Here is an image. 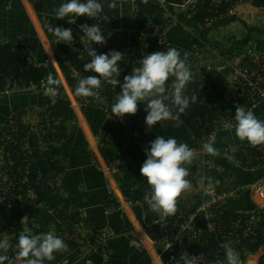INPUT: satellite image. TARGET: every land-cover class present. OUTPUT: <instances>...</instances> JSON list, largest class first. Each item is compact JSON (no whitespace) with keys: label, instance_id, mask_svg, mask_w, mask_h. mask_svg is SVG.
<instances>
[{"label":"crops","instance_id":"0c3cea01","mask_svg":"<svg viewBox=\"0 0 264 264\" xmlns=\"http://www.w3.org/2000/svg\"><path fill=\"white\" fill-rule=\"evenodd\" d=\"M117 1L120 19L111 30L134 32L139 25L133 12V0H122V6H120V0ZM246 1L234 5L233 13L227 12L210 20L204 26L191 21V16L187 11L188 7L182 8L163 2L159 3L160 9L151 19V22L162 30L163 34L160 36L168 48H176L182 56L185 52L188 53L187 64L192 77H200L209 98L215 101L216 105L228 102L232 70L238 64L239 55L259 48L258 45L264 42V9L255 8L249 1ZM60 3L61 0H0V42L22 44L28 49L36 64H47L46 48H49L51 39L54 37L48 31L50 24L54 27L71 28L75 39L76 33L83 35L80 26L87 18L78 17L71 25L66 22L67 17L55 19L52 9L58 8ZM194 46L196 53L193 51ZM123 64L119 65L121 72H131L132 68L140 66L139 62L132 65ZM129 67L131 70H128ZM47 86L48 84L42 89L15 91L8 96L0 95V166L6 157L3 153V136L10 131V115L14 112H21L24 115V124L33 125L39 111H42L44 115L47 106L54 101L51 96L45 94ZM262 89L264 91V83ZM95 108L93 104L84 106L80 113L82 117L76 116V120L69 125L66 141L53 149L54 157L59 162L58 167L62 170L54 185L62 197L68 201L69 212L81 220L78 229H73L72 232L77 235L90 234L91 236L92 231L109 230L111 238L108 240L105 252L96 248L92 253H87L86 248L67 238L62 223L57 221L51 212L37 205L33 193L31 194L32 202L25 209V216L18 226L27 229L28 226L38 227L41 222H46L47 232H54L64 240L68 251L57 253L55 260L46 261L45 264H64L65 261L67 264H153L152 253L150 254L144 240L147 243L145 230L150 223L157 220V214L145 205H133L127 211L115 195L111 183L113 178L112 176L111 180L108 178L100 164V155L96 150L91 149L88 137L92 134L94 138H97L100 136L99 133L105 129L114 137L118 133V124L110 121L104 110L102 113L101 110ZM30 110L35 111L36 114H28ZM251 110L257 118L264 120V100ZM213 136L216 151L252 147L235 136L234 127L218 129ZM131 137L124 136L123 140L129 138L130 145L134 148L146 146L154 140L152 137L144 140ZM24 151L29 161L23 182L33 188L42 181L47 163L46 155L40 148V137L33 133L27 134ZM196 153L193 165L204 163L225 169L232 176L228 180L230 183L246 188L230 203L229 208L245 210L254 206L252 195L247 188L264 179V165L255 168H241L227 159L208 154L203 147ZM140 158L141 154H138L132 164L137 163ZM110 165L111 163L105 166L109 172L115 169ZM119 169H115L118 174ZM1 177H3L2 180H7L5 176ZM8 182L13 184L12 180ZM113 182L116 185L114 180ZM5 187L0 183V195L5 192ZM1 201L0 196V203ZM16 202L19 203L21 200L17 198ZM113 204H118V207ZM262 226H264V218L258 222L257 228ZM7 234L10 235L9 241L12 240L13 231L10 230ZM140 238L144 243L139 242ZM260 250L261 254H259ZM260 250L253 257L257 259L258 264H261L263 255V249Z\"/></svg>","mask_w":264,"mask_h":264},{"label":"trees","instance_id":"16d2710c","mask_svg":"<svg viewBox=\"0 0 264 264\" xmlns=\"http://www.w3.org/2000/svg\"><path fill=\"white\" fill-rule=\"evenodd\" d=\"M160 1L168 5L181 6L184 4L185 0H148L145 4L143 0L139 1L136 5L138 7L137 17L138 24L139 20L142 19L145 22H151V19L160 9ZM253 7L258 9H264V0H247ZM103 4V11L94 19L86 18L82 25L91 26L96 24L100 27L103 32L111 30L119 23L120 11L119 5L113 10L109 9L108 4L111 0H100ZM118 2V1H117ZM238 0H220L219 8L214 11V4L212 0H198V3L193 11H188V15L191 16V21L199 26L206 25L210 20L218 18L225 14L227 10L236 5ZM191 14V15H190ZM154 26H156L155 23ZM53 26V24H52ZM157 27V26H156ZM141 28L137 27L134 32H124L120 38L116 37L107 43L105 47L99 46L94 47L97 54L108 53L109 51H121L125 53L126 57L122 61L123 63H128L130 65L138 63L146 54H150L155 51H166L163 47L157 45L156 36L152 41L143 40L141 36ZM162 30L158 29L157 35H161ZM79 34H75V41L73 44L58 43L53 51V57L56 62L58 71L60 72L66 86L71 91L72 96H74L75 102L80 104L87 101L93 103V98H81L75 95V88L77 86L78 80L81 77H87L91 75H96L92 72H85L83 70L84 63L90 62L87 53L83 50V45L80 43ZM264 45V42L258 46ZM149 47L150 51L147 52L146 48ZM84 56V60L80 57ZM35 64L33 57L30 55L28 49L22 44H16L13 42L1 43L0 42V80L7 79L16 84V87L21 89H29L30 87H40L42 84L47 83V78L49 74H52L54 79H56L59 84L57 85L59 94L55 96L54 101L47 106L42 117V124L48 126V135L45 138L44 153L46 155V168L43 171V178L40 183L31 188L29 184L23 182L24 172L29 161L28 155L24 149L22 150V145L24 140H19L20 137L26 136L29 131L23 126H19L20 132L16 133L12 140L16 141L14 146H9L3 139V150L6 155L4 157V163L0 166V183L4 184L5 192L1 193V203H0V233H7L10 230L13 231V238L9 241L10 249L7 255L12 258L13 264H19V260L15 257V245L17 243L18 235L24 229L18 224L23 220L25 216V209L31 204V194L35 196V202L41 208L49 211L53 214L54 218L61 222L63 231L65 233H71L73 229H78L81 220L75 216V214L69 212L68 201L62 197V195L57 190L54 185L55 180L60 176L62 170L58 167V160L54 157L53 149L55 146L62 145L69 132V125L76 120V116L71 109V104L62 96L63 85L59 80L58 73L54 65L50 62L48 66H40L36 68L33 66ZM131 74L130 71L121 72L118 79L121 84L123 83V78L125 75ZM171 84V81H169ZM120 85L112 86L104 84L99 90L102 96L105 98L107 106L103 110H108L111 112V106L116 102V98L119 95L117 88ZM196 94L198 100L195 104H190L189 108L184 114H181L180 119L182 122L167 120L162 121L160 125L153 127L151 131L146 130L145 117L147 112L145 111L144 104H138V111L134 115H126L123 118L125 126L121 122L118 124V133L116 136L112 137L107 129L100 132L99 145L97 151L99 155L108 162L106 165L113 163L115 154L117 152H123V157L121 158L120 173L121 178L117 183V190L120 196L130 203L131 206L135 205H145L144 200L145 191L147 189V184L144 178L140 174V168L142 163L146 158L143 151L144 145L134 148L130 145L128 140H123L124 136L131 137V133L128 131L129 124L127 118L131 119V126L138 129L140 132L145 131L148 137L155 139L156 136H163L165 138L174 137L178 142H185L189 147L197 150V144L200 141H205L208 134L210 133V127L214 121L234 118L236 105H231L229 103H221L216 105L215 101L209 98L206 87L202 84L200 77H192V81L187 86L186 94ZM217 101V100H216ZM165 103L169 104L175 112V106L171 104L170 100H166ZM252 106H248V109H252ZM113 120L116 119L113 117ZM44 132V127H43ZM146 136H141V140L148 138ZM43 141L44 136L41 135ZM50 141V142H49ZM131 141V140H130ZM48 148V150H47ZM141 154V158L137 163H133L137 155ZM236 159L238 161L237 165L241 168H255L262 166L261 155L259 152L255 151L250 147L239 148L236 151ZM215 166V165H214ZM204 168H208V164H203ZM216 167V166H215ZM119 168V167H118ZM111 169V168H110ZM109 169V170H110ZM216 169H219L216 167ZM112 170V169H111ZM207 179L209 181L211 177L215 178V181H219L222 185L229 184L228 180L232 177L228 171L223 169V175L214 171L212 174L207 173L205 169ZM210 174V175H209ZM1 176H5L7 180L13 181V188H10L8 183L3 182ZM229 176L227 182H223L226 177ZM201 179L198 174L196 166L191 165L190 175L187 179L192 182L197 179ZM226 183V184H225ZM198 194L193 195L189 206L194 208L199 204ZM114 197V196H113ZM19 198L21 202H16ZM118 207V204H113ZM187 204L182 201L181 198L178 200L177 212L180 210L187 211ZM234 210H230L228 217H234ZM47 223L41 222L38 227L28 226L29 230L33 234L47 233ZM18 227V228H15ZM204 227L202 225H196L194 233L198 234L200 230ZM148 240L151 242H160V233L158 227H153L151 230L146 228L145 230ZM84 239L91 242L95 231H92ZM191 243H183L184 247L197 255L204 254L207 251H212L215 249L217 242H221L222 239L215 235L211 237L207 235L198 236L196 239L192 240ZM239 252L244 258L250 255H255L260 249H263V255L261 259V264H264V231L255 230L254 235L250 236L247 241H243L240 246H236ZM159 249H161L159 247ZM180 254L177 249L168 251L163 255L164 264H176L179 259ZM208 264H213V260L209 259Z\"/></svg>","mask_w":264,"mask_h":264},{"label":"clouds","instance_id":"9594fccd","mask_svg":"<svg viewBox=\"0 0 264 264\" xmlns=\"http://www.w3.org/2000/svg\"><path fill=\"white\" fill-rule=\"evenodd\" d=\"M148 0H143L147 3ZM122 6V0H120ZM109 9L118 7L117 0H111ZM104 9L100 0H61L58 8H53L55 19H67L68 24H74L78 17H97ZM83 35L80 43L87 53L90 62L84 63L83 70L96 75L81 77L75 88V95L81 98L96 97L104 84L120 85V92L116 102L111 106L113 117L123 120L126 115H134L138 111V104L145 106L146 130L151 131L154 125L161 121L173 120L182 122L181 114H184L190 104L198 100L196 94L188 95L187 86L192 81V73L187 64L188 53L183 56L174 47L166 51H155L146 54L138 67L132 68L131 74L125 75L121 84L118 77L121 74L119 65L125 59V53L121 51H109L97 54L93 44L105 45L106 36L96 24L80 26ZM48 31L55 37V43L73 44L74 38L71 28L52 26ZM84 60V56L80 57ZM171 81V84H169ZM48 86L45 94L55 97L59 94L57 85L59 82L52 74L47 78ZM170 100L175 106L172 111ZM235 136L241 142H247L252 147L264 146V120L256 117L251 109L246 110L236 105ZM215 137L203 144V149L215 155ZM146 159L141 165L140 174L147 184L144 200L149 209L160 216L169 217L175 215L178 208V200L188 191L192 185L187 179L190 175V167L196 158V150L185 142H178L176 138L156 136L143 148ZM207 178L202 177L201 186ZM10 235L0 233V264H13L12 258L7 253L10 249ZM15 257L19 264H45L53 261L57 253L68 251L64 240L54 232L33 234L25 229L21 231L15 245ZM226 264H241L239 253L229 243L225 246ZM194 257L186 252L181 253L176 264H193ZM67 264V261L64 262ZM162 264V261H161Z\"/></svg>","mask_w":264,"mask_h":264},{"label":"built area","instance_id":"2783aa9c","mask_svg":"<svg viewBox=\"0 0 264 264\" xmlns=\"http://www.w3.org/2000/svg\"><path fill=\"white\" fill-rule=\"evenodd\" d=\"M140 0H133V12L137 17V3ZM246 1V0H238V2ZM214 4V11L219 8L220 0H212ZM237 2V3H238ZM162 3V1H160ZM198 0H185L184 4L181 7H188L187 10L193 11L197 5ZM228 13H232L227 10ZM138 20V17L137 19ZM139 28L141 27V36L143 40L152 41L153 38L157 37V45L159 47H163L164 49H168V45L161 38V36L157 35L158 28L154 26V24L150 22H145L142 19L139 20ZM124 32L121 30H111L107 34L106 44L113 40L114 38H120ZM149 47H147L148 49ZM84 50V49H83ZM193 51L196 53V47H193ZM50 58V57H49ZM34 67L39 68L40 65L33 64ZM220 70V68H219ZM264 83V45L259 48H254L248 52L242 53L238 57V64L232 70L231 76V92L228 97V102L231 105H240L248 110V106L255 107L259 102L264 100V91L262 89V84ZM47 83L42 84L40 87H30L29 89H42L46 86ZM24 90L16 87V84L7 80L6 78L0 80V95L8 96L9 94ZM120 86L117 88L119 93ZM93 98V102L103 103L105 98L102 96L101 92L98 93L96 97ZM72 107V106H71ZM76 107V105H75ZM73 108V107H72ZM77 108V107H76ZM106 108V107H105ZM76 112L74 109L73 112ZM105 114L113 118L112 112L108 110H104ZM28 114H34L35 111L30 110L27 112ZM77 113V112H76ZM36 114V113H35ZM24 115L21 112H14L10 115L9 125L10 131L8 134H5L3 137L4 141L9 146H14L16 141H13V136L20 132L19 126L25 127L29 131L28 134H36L40 137V148L44 152V144L41 141V135L43 134V124L41 120L36 121L33 125L24 124L25 120L23 119ZM115 118V117H114ZM116 119V118H115ZM129 124L128 131L131 133L132 139H138L141 136L148 137L145 131H139L135 127L131 125V119L127 118ZM117 122L125 123L123 120L116 119ZM235 125L234 118H227L214 121V123L210 127V133L208 134L206 140L203 142H209L214 133L218 129H230ZM26 136L20 137L19 140H24L25 142ZM99 141L100 136L94 138V141ZM3 141V142H4ZM4 144V143H3ZM202 144V146H203ZM255 151L259 152L261 155V160L264 165V146L258 147H250ZM22 150L24 149V143L22 145ZM236 151L237 149H223L216 151L214 156L227 159L231 161L233 164L237 165L238 161L236 159ZM123 152H117L115 154L113 163H111L113 168H118L121 166V158L123 157ZM100 158V157H99ZM146 158V156L144 157ZM101 166L105 168L102 159L100 158ZM198 165V164H197ZM203 165V164H202ZM203 168V167H201ZM197 169V168H196ZM207 173L212 174V172L216 171L220 174L219 169H216L214 165L208 166L205 168ZM107 170V169H106ZM201 170V169H200ZM203 171V170H201ZM108 172V170H107ZM198 172V170H197ZM109 174V173H107ZM199 174V173H198ZM206 174V173H205ZM209 174V175H210ZM202 177L206 178L202 174H199ZM196 181V194H198L199 204L192 208L187 204V211L180 210L175 213V215L169 217H163L160 215L155 222H152L148 225V229L151 230L153 227L159 228L160 233V248L164 254L168 251L177 249L179 254L186 252L189 256L194 257L193 264H208L209 259L213 260V264H226L225 259V246L229 243L231 246L239 253V258L241 264L244 261V257L239 252V249L236 246H240L243 241H247L250 236L254 235L256 229V225L260 220L264 218V179L258 182L251 184L247 189L249 193L252 195L254 206L250 209L245 210H237L233 208H229L230 203L235 200L239 194H241L246 188L238 185H234L230 183L226 185H222L219 181H215V178L211 177L209 181H205L204 185L201 186L200 180ZM3 182L8 183L10 188H13V184L8 182V180H3ZM219 182V183H218ZM227 182V181H226ZM113 186V185H112ZM117 189V186H115ZM118 191V190H117ZM120 195V194H119ZM117 196V195H116ZM118 197V196H117ZM119 198V197H118ZM121 205L125 210H129L131 207L130 203H127L125 199L121 196L119 198ZM146 206L148 204L146 203ZM234 210V217H228L230 210ZM202 225L204 228L198 232V234L194 233L195 226ZM219 236L222 241L217 242L215 249L212 251H207L204 254L197 255L188 251L184 247L185 243L193 242V239H196L198 236L207 235L212 238V236ZM65 236L74 240L81 247L86 248L87 253H92L99 248L102 252L106 250L108 240L111 238V234L108 229L98 230L95 235H93L91 242L85 240L86 234L77 235V233L71 232L66 233ZM152 244L158 245V242H152ZM154 258L158 259L161 263L160 257L158 255H154Z\"/></svg>","mask_w":264,"mask_h":264},{"label":"rangeland","instance_id":"374dc122","mask_svg":"<svg viewBox=\"0 0 264 264\" xmlns=\"http://www.w3.org/2000/svg\"><path fill=\"white\" fill-rule=\"evenodd\" d=\"M247 2V1H246ZM238 3H242V2H238ZM233 7L234 6H231L230 8H229V11H231L232 13H233ZM227 13V12H226ZM109 31H111V30H108V31H106V32H104L103 34L107 37V34L109 33ZM157 38V37H156ZM55 37H52V39H51V42H50V45L48 46L49 48H46V56H47V64H44V65H40V66H48V64L50 63V62H52V57H53V51H54V49H55V47H56V45L58 44V43H55ZM74 40H76V39H74ZM46 41V40H45ZM44 41V42H45ZM47 43V42H46ZM47 45H48V43H47ZM99 46H102V47H105L104 45H97V44H93L92 45V47L94 48V47H96V48H98ZM45 50V49H44ZM146 50H147V52L148 51H150V49L148 48H146ZM50 57V58H49ZM54 58V57H53ZM36 64V63H35ZM53 64V63H52ZM121 65V64H120ZM124 65V64H123ZM128 70H131V68L129 67L128 68ZM57 71V70H56ZM59 76V75H58ZM59 80H60V77H59ZM60 82H61V80H60ZM63 82H64V80H63ZM62 83V82H61ZM62 85H63V83H62ZM64 85L66 86V84H65V82H64ZM62 86L63 87V91H62V96L61 97H64L66 100H68L69 102H70V104H71V106L73 107H71V109H72V111L74 110V107H75V105H76V107L78 106V108H76L75 110L77 111V114H76V112L74 111V113H75V116H77V117H82V115H80V113H82V108L84 107V106H87V104H93V107H96L95 109H97V110H101V112L103 113V108L105 107V106H107V104H106V101L104 100V102L103 103H96V102H93V103H91V102H87V101H85L84 100V102H82V103H80V104H78V103H76L75 102V99H74V96H72V94H71V91L68 89V87L66 86V88H65V86ZM120 92V91H119ZM54 98L55 97H52V99L54 100ZM81 105V106H80ZM88 106H90V105H88ZM80 111V112H79ZM40 112V113H39ZM38 113H39V115H38V117L36 118V121H38V120H41L42 121V117H43V113H42V111H39ZM78 112H79V114H78ZM106 115V114H105ZM107 116V118L110 120V121H113V122H116L117 123V121H115V120H113V119H111L110 118V116H108V115H106ZM34 118H35V115H34ZM77 122V121H76ZM75 122V123H76ZM73 123V122H72ZM44 132H43V136H44V139H43V144L45 145V138H46V136L48 135L47 133H48V126L46 125V124H44ZM100 134V133H99ZM95 137V136H94ZM99 137V136H98ZM50 142V141H49ZM95 144H96V148H94L93 150L95 151H97V147H98V145H99V141H95ZM202 144H203V142L202 141H200L198 144H197V150L198 151H200L201 149H202ZM47 150H48V148H47ZM217 151H219V150H217ZM98 152V151H97ZM101 157V156H100ZM102 158V157H101ZM100 159V158H99ZM102 160H103V163H104V165L106 166V161L102 158ZM140 159H138V161H139ZM202 164H204V163H198V165L196 164L195 166H196V168H197V170H198V173L199 174H202L203 176H205L206 178H207V176H206V174H205V168L203 167V165ZM112 165H110V167H111ZM201 167H203V168H201ZM102 168L104 169V171H105V173L107 174V173H109V174H107V176H108V178L111 180V176H112V178H113V180L116 182V185H115V183H113L112 182V180H111V183H112V185H113V190H114V193H115V195H117L118 196V193H117V190L115 189V186H117V183H118V180L121 178V176H122V174L121 173H117V171L116 170H118L119 168H115V169H112L110 172L108 171L107 172V170H106V168H104L103 166H102ZM203 170V171H201V170ZM219 171H220V175H223L222 173H223V170L222 169H220L219 168ZM111 174V175H110ZM229 179V176L228 177H226L225 179H224V181L223 182H226L227 180ZM196 181H198V180H194V181H192L191 182V185H192V187L188 190V191H185L182 195H181V199H182V201L183 202H185L186 204H189V202L191 201V198H192V196L196 193ZM219 183V182H218ZM221 185V187H222V184H220ZM222 188H225V187H222ZM118 198V197H117ZM119 200V199H118ZM158 215V214H157ZM157 219H158V216H157ZM260 225V224H259ZM21 229H25L24 227H22ZM256 229H258L257 228V225H256ZM258 230H260V231H264V226H262V227H259V229ZM143 234L145 235V233H144V231H143ZM145 237H146V235H145ZM146 239H147V237H146ZM140 240L141 241H139V242H141V243H144L143 242V240L140 238ZM147 243H148V246H147V249L149 250V252H150V254L152 253V254H154V255H158L159 257H160V260L163 262V255H164V253L162 252V250L161 249H159V247L160 246H158V245H155V244H152V242L150 241V240H148L147 239ZM254 257V255H250V256H248L247 258H244V260H246V259H249V258H253ZM152 262H153V255H152ZM243 262V261H242ZM153 264H154V262H153ZM163 264H164V262H163Z\"/></svg>","mask_w":264,"mask_h":264},{"label":"bare ground","instance_id":"6f19581e","mask_svg":"<svg viewBox=\"0 0 264 264\" xmlns=\"http://www.w3.org/2000/svg\"><path fill=\"white\" fill-rule=\"evenodd\" d=\"M77 108H78V106H77ZM78 111V110H77ZM80 112V111H79ZM88 140H89V145H90V147H91V149L93 150L94 148H96V144H95V141H94V136L91 134L89 137H88ZM112 182H113V180H112ZM114 183V182H113ZM144 242H145V244L148 246V243H146V241L144 240ZM259 254H261V250H260V252H259ZM153 256H154V254H152ZM153 262H154V264H161L159 261H158V259H156V258H154L153 257ZM258 261H257V259L255 258H250V259H246V260H244L243 261V264H258L257 263Z\"/></svg>","mask_w":264,"mask_h":264},{"label":"water","instance_id":"95a60500","mask_svg":"<svg viewBox=\"0 0 264 264\" xmlns=\"http://www.w3.org/2000/svg\"><path fill=\"white\" fill-rule=\"evenodd\" d=\"M51 63H53V65H54V67L56 68V70H57V73H58V75H59V77H60V80H61V82L63 83V85H64V82H63V78H62V76H61V74H60V72L58 71V69H57V66H56V62H55V60H54V58L52 57V62ZM65 86V85H64ZM65 88H66V86H65ZM67 89V88H66ZM74 109H76V107H74ZM77 112V111H76ZM97 152V151H96ZM97 154H98V152H97ZM99 155V154H98ZM117 190V189H116ZM117 193H118V197L120 198V195H119V192L117 191Z\"/></svg>","mask_w":264,"mask_h":264}]
</instances>
